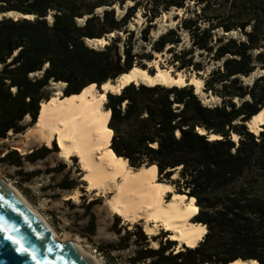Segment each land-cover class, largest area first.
<instances>
[{
  "label": "trees",
  "instance_id": "obj_1",
  "mask_svg": "<svg viewBox=\"0 0 264 264\" xmlns=\"http://www.w3.org/2000/svg\"><path fill=\"white\" fill-rule=\"evenodd\" d=\"M129 1L134 3L126 7ZM116 5L125 9L121 17ZM141 7L150 22L173 8L185 10L152 49L168 48L179 70H204L197 51L216 62L204 90L221 103L205 104L192 84L131 82L120 92L108 91L110 148L136 168L155 165L159 181L195 197L199 210L192 220L208 231L196 246L176 250L177 242L168 240L156 248L142 224L119 227L117 216L112 228L119 241L102 242L98 249L109 264H229L239 258L264 264V130L256 134L247 125L264 109V73L252 83L244 80L264 70V0H0V138L25 132L28 114L36 123L41 102L51 99L52 81L65 83L67 98L92 85L100 88L135 65L148 68L141 59L152 56L134 51L135 30L128 29ZM10 12L21 16L4 15ZM150 28L142 30L145 40ZM183 30L192 44L178 50ZM234 32L242 37H227ZM111 33L103 47L87 42ZM50 152L42 146L24 156L12 149L3 161L22 167ZM76 186L72 181L62 187ZM88 228L96 233L93 212ZM132 246L128 260L114 261L113 251Z\"/></svg>",
  "mask_w": 264,
  "mask_h": 264
},
{
  "label": "bare ground",
  "instance_id": "obj_2",
  "mask_svg": "<svg viewBox=\"0 0 264 264\" xmlns=\"http://www.w3.org/2000/svg\"><path fill=\"white\" fill-rule=\"evenodd\" d=\"M127 3H133V1ZM13 13L15 12H10V14ZM114 35L115 33H111L109 36ZM95 40L98 46L99 42L102 45L107 42L104 38L88 39V42L94 44ZM152 61L149 62L153 63ZM157 63H155L157 69L154 73L149 72L147 68L135 65L129 72L118 77L119 84H114L111 80L105 82L102 85L104 91L120 92L122 86L131 82L148 85L161 84L169 87L192 84L195 86L196 93L202 97L205 87L203 78L192 76L191 79H187L179 70L178 74L174 75L171 69L160 67ZM51 83L60 84L61 87L54 92L50 100L41 102L42 108L36 123L19 134H26L30 138L33 135L41 137L48 146L56 140L59 145V155L67 160L78 156L84 170L82 176L87 182V188L98 193H112L109 201L112 209L123 216L128 223L142 222L154 247H159V241L153 237L159 234L161 228L171 231L169 233L171 240L177 241L176 250H180L185 245L196 246L208 231L206 225L192 220L199 210L196 198L187 197L175 191L173 183L159 181L155 165L136 168L130 165L128 159L114 153L110 148L112 131L107 129L111 112L104 107L106 94L101 93L95 85H92L80 94L65 98L63 97L65 83L55 81ZM212 97L219 98L214 95ZM202 99L205 101L204 98ZM28 118H31V115L28 114L26 119ZM248 124L252 131L260 133L264 129V109L254 115ZM234 138L239 139L237 134ZM2 182L12 187L40 215L51 228L54 236H57L47 218L16 186L7 181ZM168 193H172L169 199L166 198ZM72 242L98 263L104 264L94 252L88 250L80 242ZM229 264L260 263L256 259L239 258Z\"/></svg>",
  "mask_w": 264,
  "mask_h": 264
},
{
  "label": "rangeland",
  "instance_id": "obj_3",
  "mask_svg": "<svg viewBox=\"0 0 264 264\" xmlns=\"http://www.w3.org/2000/svg\"><path fill=\"white\" fill-rule=\"evenodd\" d=\"M133 3H127L126 7ZM124 12L125 9L118 6L117 15L121 17ZM177 15L182 19L187 14L184 9L176 10L173 8L168 12H163L161 16L150 22L145 16L144 8H139L136 15L131 18L128 24L129 30H135L134 51L146 56H152L151 59L149 57L141 59L143 63H146L148 67L147 69L151 73L156 71L157 66L155 63L158 62L159 64L157 63V65L171 69L174 75H177L179 71H182L187 79H191L193 76L205 80L210 71L216 66V62H208L207 56L201 57L199 51L196 52L195 60L201 61L204 70H196L194 68L179 70L173 62L174 53L169 52L168 48L160 53L152 49L153 43L162 33L171 27L177 26L180 21L177 20ZM8 16H14L17 18L21 15H18L17 13H8ZM149 24H151L150 33L148 34V40H145L142 36V30ZM126 35L127 34L123 33V39L126 38ZM231 36L241 38L242 34L240 32H234L227 35V37ZM182 37L183 43L177 47L178 50H181L184 47H190L192 44L190 35L187 31H182ZM88 43L91 44L90 42ZM96 44H98V42L95 40L94 44L91 45ZM103 46L104 45H100L98 47ZM154 60L158 61L155 62ZM149 61H152L153 63H150ZM263 73V70H257L255 74H252L250 77H245L244 80L247 83H252L257 76ZM115 80L111 81L114 82ZM60 87V84L51 83L47 88V92L52 97L54 92ZM96 87L101 93H107L106 91H102L101 87L99 88L97 85ZM203 91V94L206 95L202 94L201 97L199 94V96L201 99H205V101L202 99L205 104L215 106L221 103V98L212 97L213 94L211 92ZM31 119L32 118L25 119V123L34 125L35 123L31 124ZM25 135L26 134H16L13 132L9 133L6 138H0V179L16 186V188H18L21 193L47 218L57 233V236H55L57 240L61 242L78 241L88 250L94 252L104 264H109L106 255L98 249V245L102 242L119 241V235L112 228L117 216H120L121 218L119 227L128 224L123 216L112 209L109 203L112 198V193L105 194L104 192L98 193L89 190L87 188V182L83 180L82 174L84 170L79 157L74 156L72 160H67L61 157L58 152L59 145L56 140L53 141L51 146H48L41 137L33 135L30 138L28 135ZM233 139H235L234 135ZM42 146L51 148L50 154L44 159L36 162L24 161L22 167H18L8 161H3L5 155L12 149H17L20 154L26 156L34 149ZM72 181L77 184L75 188L67 189L62 187L65 186V184H71ZM175 191H177L176 187ZM171 196L172 193H168L166 198L169 199ZM92 200H96L97 203L91 205L90 203ZM92 212L97 216V230L95 234L90 235L88 224ZM136 223L138 222L129 223V229H132ZM140 224L143 226L142 222ZM125 232L126 230L123 231V234ZM169 233H171V231L162 228L159 230V234L154 236L159 241V245L161 241L166 243L168 240H171ZM151 244L153 246L152 241ZM174 247H176V245ZM134 250L135 247L132 246L129 249L113 251L112 256L115 258L114 261L124 263L131 255H133Z\"/></svg>",
  "mask_w": 264,
  "mask_h": 264
},
{
  "label": "water",
  "instance_id": "obj_4",
  "mask_svg": "<svg viewBox=\"0 0 264 264\" xmlns=\"http://www.w3.org/2000/svg\"><path fill=\"white\" fill-rule=\"evenodd\" d=\"M110 37L112 36L104 38L106 43ZM96 45L91 46L98 47ZM100 45L102 46L101 42ZM114 84H119L118 78ZM101 90L104 91L103 86ZM247 125L249 126L248 122ZM217 137L215 134L210 135L211 139ZM0 264L100 263L72 241L57 240L40 215L0 179Z\"/></svg>",
  "mask_w": 264,
  "mask_h": 264
},
{
  "label": "snow or ice",
  "instance_id": "obj_5",
  "mask_svg": "<svg viewBox=\"0 0 264 264\" xmlns=\"http://www.w3.org/2000/svg\"><path fill=\"white\" fill-rule=\"evenodd\" d=\"M93 87H95V86H93ZM105 87H107V85H105ZM9 239H11V238L9 237Z\"/></svg>",
  "mask_w": 264,
  "mask_h": 264
}]
</instances>
